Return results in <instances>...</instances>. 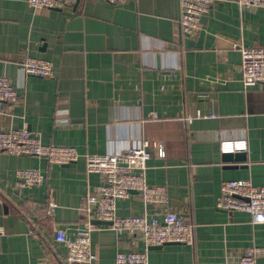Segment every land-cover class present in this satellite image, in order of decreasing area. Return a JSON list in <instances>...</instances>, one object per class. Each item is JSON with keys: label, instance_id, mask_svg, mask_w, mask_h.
Masks as SVG:
<instances>
[{"label": "crops", "instance_id": "obj_1", "mask_svg": "<svg viewBox=\"0 0 264 264\" xmlns=\"http://www.w3.org/2000/svg\"><path fill=\"white\" fill-rule=\"evenodd\" d=\"M241 47H264V7L215 4L198 32L185 36L179 0H78L51 10L0 0V75L19 95L0 104V129L27 128L81 155L58 165L0 153V264H69L55 232L75 237L85 227L87 194L100 183L87 174L85 155L145 141L153 154L147 183L164 186L167 201L145 206L133 192L117 202V215L162 220L177 213L194 224V243L152 248L98 224L93 264H116L117 253L130 251H147L149 264H233L248 248L264 247L263 224L216 207L224 180L264 185V85L244 86ZM27 57L51 61L54 76L27 74ZM223 142L245 148L224 152ZM155 145L164 146V157ZM28 168L45 181L19 189L16 171Z\"/></svg>", "mask_w": 264, "mask_h": 264}, {"label": "built area", "instance_id": "obj_2", "mask_svg": "<svg viewBox=\"0 0 264 264\" xmlns=\"http://www.w3.org/2000/svg\"><path fill=\"white\" fill-rule=\"evenodd\" d=\"M78 0H27L35 9H65ZM111 4H121L126 0H104ZM236 2L244 7H264V0H179V25L185 36L198 32L201 17L215 4ZM242 82L245 87L264 85V47H241ZM23 69L29 75L40 78L54 76L53 63L49 60L27 57ZM19 95L9 77L0 75V104H14ZM192 118H186L190 123ZM151 144L145 141L142 146L129 148L117 154H86V172L97 174L100 183L87 194L85 210L89 220L84 228H78L75 237L65 230L55 232V240L68 248L69 264H93L97 256L91 250V234L98 229L95 220L107 222L118 236H140L147 247H161L170 243L191 245L194 243V224L184 216L168 212L164 219L149 220L146 215L119 216L117 202L137 193L145 206L162 205L167 201L164 186H150L146 180L147 163L152 157ZM158 155L165 156L164 146L155 145ZM224 152L245 148L242 142H223ZM0 153L17 156L44 158L51 164L65 165L77 162L81 155L74 147L45 144L41 137L22 129H0ZM19 189L41 185L45 181L39 169H18L16 171ZM52 206H55L54 204ZM216 207L226 211H245L255 224L264 225V185H254L249 180H224ZM264 253V247L253 246L246 250L237 263L257 264V258ZM116 264H149L147 251L119 252Z\"/></svg>", "mask_w": 264, "mask_h": 264}, {"label": "water", "instance_id": "obj_3", "mask_svg": "<svg viewBox=\"0 0 264 264\" xmlns=\"http://www.w3.org/2000/svg\"><path fill=\"white\" fill-rule=\"evenodd\" d=\"M229 157H230V155L229 156H227V159H229ZM238 157H240V156H238ZM95 223L96 224H105V225H107L108 223L107 222H105V221H99V220H95ZM153 248V247H152Z\"/></svg>", "mask_w": 264, "mask_h": 264}]
</instances>
